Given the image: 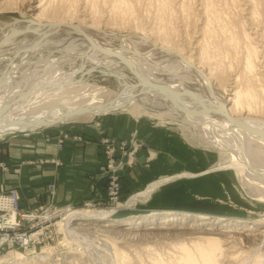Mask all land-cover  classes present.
<instances>
[{
    "label": "rangeland",
    "instance_id": "374dc122",
    "mask_svg": "<svg viewBox=\"0 0 264 264\" xmlns=\"http://www.w3.org/2000/svg\"><path fill=\"white\" fill-rule=\"evenodd\" d=\"M256 1L17 0L13 4L0 0V10H6L0 13V21L35 16L73 17L76 23L88 19L107 29H126L131 31L129 34L133 35V40H139L140 36L147 34L157 42L180 49L196 59V62L212 74L217 91L225 90V95L232 97L237 90L241 100L238 102L240 105H236L239 109L234 113L264 116V67L261 65L264 64V0ZM14 6L15 11H10ZM65 11L70 12L64 13ZM244 32L254 37V43L261 44H256L260 49L259 54L251 55L254 57L256 77L259 80L250 90L244 89V84L241 88L237 85L233 87L235 76L231 75L241 72L251 51V45L247 42L249 36L244 35ZM65 33L60 34L61 38ZM71 34V38H78L76 32ZM135 35L139 38H135ZM129 36H126L127 39ZM62 41L60 47L48 43L47 47L53 49L45 50L41 54L31 52L27 61L29 67L19 65L12 80L9 79L7 83V87H14L24 76H28L30 83L27 86L37 85L45 72L54 76L56 72L52 71L56 69L59 70L58 73L79 67L70 75L74 82L59 88L54 95L49 91L50 97L44 94L35 102L37 104L41 101L40 106L29 108L28 111H35L45 104L62 102L71 105H100L112 100L122 83L129 86L137 82L129 70L111 71L105 64L83 61L81 55H75V50L84 48L78 39L74 40L75 50L64 49L63 46L68 40L63 38ZM108 41L114 47H120L123 43L119 37H108ZM145 45H141L142 50ZM160 55L155 54L154 59H159ZM61 59L63 61L59 63ZM3 65L4 61H0V68ZM36 67L37 71L34 69ZM28 69L32 70L31 74ZM32 73L36 74L31 76ZM59 76L56 74L55 80ZM120 76L124 78L123 81ZM240 78L245 79L243 76ZM190 84L194 85L195 82ZM46 87L50 90L53 86L50 84ZM233 100L228 102V106L233 107ZM131 104L101 113L83 112L61 122L36 126L25 131L0 132V163H3V166L0 165V173L10 169L9 147L13 138L40 137L41 140L54 143L58 151L65 143L85 145L89 137H93L99 155L96 171L104 183L105 191L104 200L86 199L74 205L58 204L54 199L57 185L54 181H49L45 187L44 203L30 209L23 208L19 202L22 214L33 215L30 219L27 216L19 217V230L34 233L33 243L28 246L0 247V257L6 254H9V258L10 255L13 256L0 264H27L36 260L40 254H48L50 251H54L53 259L60 257L58 264H177L185 259L183 246L196 255V242H202L206 236L223 237L226 232L231 231L234 235L240 236L241 233V239L235 241L236 247L228 250L244 249L245 258L240 255L241 258L235 259L237 263L232 260L230 264H252L254 260L264 264V245L255 246L246 236L254 229H264L263 201L260 202L248 194L238 182L233 169L208 170L212 165L221 162L222 155L217 149L204 148V145L193 141L176 122L157 117L150 111L148 114L141 112V115H137L136 108ZM29 146L34 149L31 142ZM19 147L21 148L20 145ZM27 147L28 145H23V148ZM43 161L52 162L55 166L61 164L57 154ZM25 163V159L20 161V164ZM137 168L139 171L150 170V178L146 181L148 183L159 176L182 171L195 175L180 176L162 183L151 192L148 199H138L128 205L126 203L129 198L148 185L146 183L141 189L135 186L126 189L124 174ZM204 169L207 171L202 172ZM113 183L117 184L116 194L110 192ZM12 187L18 190L16 186ZM75 209L113 212L105 219H74L69 227H77L78 224L86 229L78 228L77 235L71 236L64 228L65 217L69 211ZM258 227L260 228L256 229ZM229 245L231 242L227 244ZM60 253L63 254L62 257ZM230 253L231 251L228 255ZM257 253L261 254L259 259L256 258ZM224 258L225 262L230 257Z\"/></svg>",
    "mask_w": 264,
    "mask_h": 264
},
{
    "label": "bare ground",
    "instance_id": "6f19581e",
    "mask_svg": "<svg viewBox=\"0 0 264 264\" xmlns=\"http://www.w3.org/2000/svg\"><path fill=\"white\" fill-rule=\"evenodd\" d=\"M7 2L14 4L17 3V0H7ZM255 3H257V1ZM15 7L16 6L10 11H15ZM242 10H244V8H242ZM4 11L6 10H0V13ZM67 12L70 11H65L64 13ZM84 21L85 22L76 23L73 17L51 18L50 16L45 18H38L37 16L34 18H13L11 21H0V61H4V65L0 68V132L3 130L25 131L39 126L37 122L50 119L55 120L65 110L73 112L82 107L104 106L109 102L100 105H93L90 103L71 105L68 102L46 105L44 103L45 105L40 108L38 107L39 109L28 111L29 108L35 109L37 105L41 104V101L37 104L35 102L42 98L44 94L50 97L49 91H52V95H54L59 88L65 87L69 82H74L75 80L73 81L70 75L79 67L71 71H60L58 73L57 71L59 70L57 69L52 71V73L56 72L57 76L60 75L56 80L54 77L56 74L54 76H49L50 73L45 72L44 76L42 75L41 77L42 80L37 83V85L32 86H27L30 82L26 75L27 77L24 76L17 86L12 87V85H10L7 87L9 79L10 81L12 80L11 78L14 76L18 66H28L27 61L31 52L41 54L45 50L53 49V47H47L49 45L48 43H53V45L57 47L59 44L63 43V38L64 40H68L63 46L64 49L75 50L76 47L74 42L76 41L74 40L78 39L83 43L84 48L82 47L83 49L75 50V55H81L83 61L87 60L89 62L90 60L93 64H105L111 68V71L112 69L114 71L133 70L136 73L135 75L131 72L137 79L135 84H132V86L130 85L131 88L126 85L127 83H122V85L118 87L117 96H115V107L113 109L127 107L133 103V105H131L136 108L135 113L137 115H141V112H146L148 114V111H150L156 114L157 117L178 123L187 137L198 142L200 145H204V148L217 149L222 155V157H220L221 162L212 165L208 170L233 169L238 182L244 186L248 194L264 203V116H254L250 113L241 115L234 113L239 109L237 106L240 105L238 102L241 100L238 91H234V96L232 97L225 95V90L222 92L217 91L212 74L206 71L198 61L196 62V59L183 53L180 49L169 46L166 43L157 42L147 34L143 37L140 36V38L135 35L134 37L139 38V40H133V35L131 36L129 34L131 31L128 32L126 29H114L111 27L107 29L103 26H98V24L88 19ZM62 32H66L63 38H61L60 35ZM72 32L78 34L77 39L70 37ZM11 34L13 35L6 40V37ZM244 35L247 37L249 36L247 42L249 43L248 45H251V51L246 57L245 65L241 72L239 73V71H237L231 75L235 76L233 87L237 85L238 88H241V85L244 84V89L250 90L254 86L253 84L257 83L259 80V77H256L257 73L255 71L257 67L254 57L251 55L259 54L258 51L260 49H258V45L261 44L254 43L252 40L254 37H250L248 32H244ZM126 36L130 37L128 38L129 40ZM108 37H119L123 43L120 47H114L109 43ZM143 44L147 46L145 45V48L142 50L141 45ZM8 51H10L9 54ZM64 51L61 52L65 53ZM157 53L162 56L160 55L159 59L156 57V59H154V55ZM64 56H66V54ZM62 61L63 59L59 60V63ZM261 65L264 67V64ZM37 68L38 67L34 69L36 70ZM215 68H217V65ZM31 71L32 70L29 72L30 74ZM220 73L223 74V71ZM35 74L32 73L31 76ZM240 76L245 77V79L241 80ZM262 76L264 77V73H262ZM120 77V79H122V76ZM142 79L150 80L164 87L167 93L142 83L137 84L138 81ZM59 81H62V84ZM192 81L195 82L194 85L190 84ZM50 84L53 86L50 87L52 89H46L48 87H46V85L50 86ZM60 84L61 86H58ZM66 87L68 88V86ZM232 99H234L233 107L228 106V102ZM137 109H145V111L138 112ZM109 110H112V108ZM85 112L101 113L103 111L92 110ZM232 118L235 121H233ZM32 120L35 121V125H29ZM237 123L240 126L237 125ZM205 171L207 170L204 169L202 172ZM189 175H195V173L182 171L159 176L150 181L142 190L133 194L126 204L129 205L138 199H148L151 192L158 185L180 176L187 177ZM112 212L113 210H71L65 217V231L68 235H77L78 228H86L78 224L77 227H69L70 222L74 219H105L108 215H111ZM259 228L260 227L256 229ZM234 234L235 233L231 231L226 232L223 237H204L202 242H196L194 245V252L196 255L183 246L182 249L185 254V259L177 262V264H224L225 262L230 264L232 260L236 262L237 259L241 258L240 255L244 257V249L236 248L234 251L228 250L230 247H236L234 245L235 241L241 239V233L240 236ZM246 236L251 242L253 241L255 246L264 245V229L258 231L254 229L252 232H248ZM229 242H231V245L227 246ZM230 251L231 253L228 255ZM53 253L54 251H50L48 254H40L37 256L36 260L27 264H58L60 257L53 259ZM257 254L256 258L259 259L261 254ZM62 256L63 254L61 257ZM227 256L230 258H227L224 262L223 258ZM11 257L13 256L10 255V258ZM8 258L9 254L0 257V263L10 259ZM240 261L241 260H239V262ZM157 262L159 263L161 261ZM254 263L261 264V262L259 263L256 260H254ZM18 264H20V262H18Z\"/></svg>",
    "mask_w": 264,
    "mask_h": 264
},
{
    "label": "crops",
    "instance_id": "0c3cea01",
    "mask_svg": "<svg viewBox=\"0 0 264 264\" xmlns=\"http://www.w3.org/2000/svg\"><path fill=\"white\" fill-rule=\"evenodd\" d=\"M9 147L10 169L0 173V191L16 186L23 208H33L44 203L46 184L54 181L57 185L55 202L74 205L84 200H104V183L96 171L99 155L93 137L85 145L65 143L57 151L54 143L40 137L13 138ZM30 142L34 149L30 148ZM28 145L23 148V145ZM21 146V148L19 147ZM58 155L61 164L55 166L43 159ZM22 159L25 164H20ZM124 174V184L142 188L150 178V170L132 169ZM149 176V177H148ZM159 186V185H158Z\"/></svg>",
    "mask_w": 264,
    "mask_h": 264
},
{
    "label": "built area",
    "instance_id": "2783aa9c",
    "mask_svg": "<svg viewBox=\"0 0 264 264\" xmlns=\"http://www.w3.org/2000/svg\"><path fill=\"white\" fill-rule=\"evenodd\" d=\"M0 165L3 166V163H0ZM121 166L122 164L117 167ZM115 187L117 189V184L113 183L110 191L112 194L117 193ZM19 202V192L15 187L11 186L5 192L0 193V247L12 245L25 246L30 245L34 241V233L19 230V226H21L19 217L27 216V214L20 212ZM31 216L28 215L26 218L30 219L32 218Z\"/></svg>",
    "mask_w": 264,
    "mask_h": 264
},
{
    "label": "water",
    "instance_id": "95a60500",
    "mask_svg": "<svg viewBox=\"0 0 264 264\" xmlns=\"http://www.w3.org/2000/svg\"><path fill=\"white\" fill-rule=\"evenodd\" d=\"M15 34V33H14ZM13 34H11V35H9V36H7L6 37V40L7 39H9L11 36H12ZM104 51V50H103ZM106 51V50H105ZM15 56V55H14ZM13 56V57H14ZM11 59H13V58H11ZM132 73H134L135 75H136V73L133 71V70H130ZM139 79V78H138ZM145 84V85H147V86H149V87H152V88H157V89H160L161 91H163V92H165V93H167V90L164 88V87H162V86H160V85H158V84H156V83H154V82H152V81H150V80H145V79H142V80H139L138 81V83L137 84ZM132 86V85H131ZM131 86L129 85L128 87H130L131 88ZM126 90H128V89H126ZM117 96V95H116ZM115 107V97L112 99V100H110L106 105H104V106H99V107H97V106H88V107H82V108H80V109H77V110H75V111H73V112H70V111H67V110H65V111H63V113L61 114V115H59V117H57L55 120H53V121H40V122H37V123H39L38 125L39 126H42V125H48V124H52V123H57V122H61V121H64V120H66V119H68V118H70V117H73V116H75V115H77L78 113H81V112H85V111H92V110H95V111H106V110H109V109H113ZM31 120V119H30ZM232 120H233V118H232ZM233 121H235V120H233ZM35 121L34 120H32V121H30V123H29V125H35V123H34ZM36 123V124H37ZM237 125H239L238 123H237ZM240 126V125H239ZM1 127V126H0ZM244 128H246V129H249V128H247V127H244Z\"/></svg>",
    "mask_w": 264,
    "mask_h": 264
}]
</instances>
